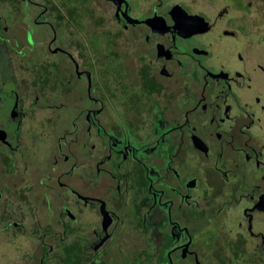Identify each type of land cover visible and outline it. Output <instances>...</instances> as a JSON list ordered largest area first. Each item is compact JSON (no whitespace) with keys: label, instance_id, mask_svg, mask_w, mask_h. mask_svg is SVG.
Instances as JSON below:
<instances>
[{"label":"flooded vegetation","instance_id":"1","mask_svg":"<svg viewBox=\"0 0 264 264\" xmlns=\"http://www.w3.org/2000/svg\"><path fill=\"white\" fill-rule=\"evenodd\" d=\"M197 3L0 0V158L59 185L57 221L74 243L58 263L101 264L126 202L139 229L165 236V264H224L232 243L263 262L264 61L223 47L241 37L238 6ZM243 202L224 243L222 212ZM205 216L206 257L189 225Z\"/></svg>","mask_w":264,"mask_h":264},{"label":"rangeland","instance_id":"2","mask_svg":"<svg viewBox=\"0 0 264 264\" xmlns=\"http://www.w3.org/2000/svg\"><path fill=\"white\" fill-rule=\"evenodd\" d=\"M208 6L209 0H198L196 8L210 13ZM234 6H238L239 9L231 10V15L235 19L232 30L236 29L242 38L227 39L223 47L231 46L232 43L238 49L243 48L247 57L264 61V0H216L218 9ZM244 43L246 48L243 47ZM223 47L220 49L222 59L228 58ZM231 64L235 65L236 61H232ZM260 82L264 86V79ZM255 90L257 91L256 88ZM247 93L250 94L249 91ZM27 164L21 157L12 158L9 164L5 163L4 158H0V187L3 194L0 200V217L3 220L0 222V264H42L43 255L47 251L49 252L46 253L48 260L44 257L43 264H60L58 255L55 256L56 258L54 255L61 251L62 243L68 248L74 243V237L70 235L69 229H66L64 233L69 237L63 241V236H61L63 228L57 221L59 209L61 210L59 204L62 196L59 193L61 190H59V185H41L43 175L36 171V165L27 166ZM248 175L252 174L248 173ZM28 182L31 185H25ZM206 187L204 191L210 192ZM207 197L209 196L201 202L204 208L212 203V201H207ZM131 200L130 197L129 201ZM234 206L228 209L226 214L222 212V217H220L222 224L226 223V226H232L234 229L233 233L224 230L226 233L222 236L223 239L221 238L224 243L237 236V225L243 218L246 203L243 202L238 207ZM91 218L83 220L82 223L90 221L95 223L96 215L93 214ZM8 219L12 222L16 220L23 223L24 228H21V231L16 230L11 224L10 228L6 229L4 225ZM207 222L206 216L200 221H189L190 231L196 233V248L205 257L211 256V253H207L210 251L208 243L213 242L212 237L205 233V230L213 224L207 225ZM120 225V233L112 241L111 247L98 255V262L101 264H165L168 249L165 236L158 232L148 233L139 229L133 218V210L127 206V202ZM229 245L232 247H228L221 253L225 259L223 261L227 262L224 264H264V256L263 262L254 259L256 254L254 248L252 253L238 252L236 255L232 252L235 249L234 243ZM25 254L26 258H24ZM92 256V259L96 257V255Z\"/></svg>","mask_w":264,"mask_h":264},{"label":"water","instance_id":"3","mask_svg":"<svg viewBox=\"0 0 264 264\" xmlns=\"http://www.w3.org/2000/svg\"><path fill=\"white\" fill-rule=\"evenodd\" d=\"M1 132V131H0ZM259 208L261 209V210H264V207H263V204H264V201H260L259 202Z\"/></svg>","mask_w":264,"mask_h":264}]
</instances>
